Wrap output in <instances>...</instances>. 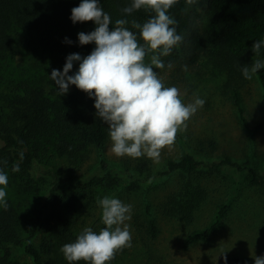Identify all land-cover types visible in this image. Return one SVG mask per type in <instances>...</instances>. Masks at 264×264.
Returning a JSON list of instances; mask_svg holds the SVG:
<instances>
[{
  "label": "trees",
  "instance_id": "obj_1",
  "mask_svg": "<svg viewBox=\"0 0 264 264\" xmlns=\"http://www.w3.org/2000/svg\"><path fill=\"white\" fill-rule=\"evenodd\" d=\"M202 1V11L187 5L185 0H179L169 10V15L177 21V33L184 40L170 56L162 59L165 65L180 55L191 64L201 59L208 66L209 74L218 80L215 85L219 96L232 103L242 123L248 127L243 88L249 79L243 76L241 68L250 66L256 58L251 45L256 40H264V0ZM80 3L81 0H0V86L5 85L12 92V96L3 97L6 103L0 101V169L27 192L37 184L36 166L47 153L54 152L65 161L68 180L73 184L72 192L63 193L68 199L50 192L41 207L35 210L32 220L15 202L7 200V210L0 207V264H22L13 260V245L23 246L33 264H69L61 248L74 242L80 234L76 231V216L84 206L80 191L88 194L109 183L106 173L87 179L80 176L93 148L99 152L102 170L108 167L103 149L110 139L109 130L95 115V98L75 85L69 86L67 94L60 95L50 77L53 69L63 70L69 54L79 53L85 57L95 48L94 42L80 45L78 40L79 32L89 33L95 29L94 22L74 24L70 19L71 9ZM99 3L110 15L113 26L117 19L143 24L153 15L144 9L125 14L123 9L130 6L132 0H99ZM204 11L211 14L219 29L212 48H206L200 33ZM126 26L138 33L137 29L131 28V23ZM18 53L30 61L28 67L21 62L14 69L9 63V59ZM261 58H264V49ZM78 67L79 61H74L69 75ZM254 76L264 95V69ZM16 166L19 171H13ZM197 166L198 161L189 151L183 152L178 159L168 160L166 173L177 170L185 176L182 190L168 196L164 204L166 214L187 221L194 218L195 210L206 197L205 188L195 183L194 177L190 178ZM243 167L251 184L264 186V175L253 166L246 164ZM50 198L51 210L43 217V208ZM233 201V197L229 198L206 227L191 230L183 246L188 248L197 242L210 241L223 225ZM146 225L149 236L155 238L159 233L155 218L150 215ZM43 230L44 234L41 233ZM38 236L40 240L35 244L34 239ZM227 264L252 263L235 256L228 258Z\"/></svg>",
  "mask_w": 264,
  "mask_h": 264
},
{
  "label": "rangeland",
  "instance_id": "obj_2",
  "mask_svg": "<svg viewBox=\"0 0 264 264\" xmlns=\"http://www.w3.org/2000/svg\"><path fill=\"white\" fill-rule=\"evenodd\" d=\"M202 3L197 0L193 6L202 11ZM200 33L206 48H212L219 29L211 14L205 11L200 19ZM202 58L205 59L203 55ZM21 62L28 67L30 61L22 53L9 59L14 69ZM170 62L171 68L166 65L164 69H157L165 86H176L185 103L192 102L198 95L205 100L204 106L188 121L187 129L178 133L174 145L161 152L158 160L147 156L117 157L111 151L109 139L103 149L107 172L100 167L99 152L93 148L80 176L87 179L106 173L109 183L88 194L80 191L84 206L81 205L83 209L76 216V231L81 233L90 227L99 232L102 219L97 198L110 196L132 206L131 219L126 221L132 234V246L117 253L110 264H227L225 256L227 259L240 256L255 264V256H264V186L251 184L243 166H253L264 175V95L260 84L253 75L243 88V106L250 125L245 127L232 103L219 96L215 85L218 80L209 74L208 66L201 59L191 64L180 55ZM5 95L12 96L11 89L1 85V102H5ZM185 151L191 152L198 161L190 178L194 177L196 181L192 180L206 190V197L191 221L170 216L164 210L168 196L182 190L185 176L177 170L166 173L167 162L178 159ZM67 175L65 161L49 152L36 166V186L25 192L8 179L6 198L32 220L35 210L50 192L63 197L64 192L73 191ZM231 197L234 198L232 207L211 240L185 248L186 235L211 223L219 208ZM51 201L52 198L44 206L43 217L50 212ZM150 215L159 228L155 238H151L147 230ZM41 233L44 234V230ZM39 240L40 236L35 238V244ZM13 252V260L33 264L23 246L13 245Z\"/></svg>",
  "mask_w": 264,
  "mask_h": 264
},
{
  "label": "clouds",
  "instance_id": "obj_3",
  "mask_svg": "<svg viewBox=\"0 0 264 264\" xmlns=\"http://www.w3.org/2000/svg\"><path fill=\"white\" fill-rule=\"evenodd\" d=\"M179 0H132L123 12L144 9L153 13L143 24L127 19L114 22L103 10L99 0H81L71 9L70 19L77 22L92 21L95 29L79 32L80 45L95 43L85 57L72 53L66 57L63 70L53 69L51 79L60 95L67 94L70 85L94 97L95 115L109 130L111 151L117 157L160 158L161 152L171 148L178 133L187 129L188 121L201 109L205 100L196 95L185 103L176 86H165L157 69L166 67L163 57L170 56L180 47L184 37L177 33V21L169 10ZM191 6L197 0H185ZM131 23L133 32L126 25ZM112 25L110 28L109 26ZM66 42L71 43L65 38ZM142 41V42H141ZM256 57L250 66L241 68L246 79H252L264 69V40L251 45ZM79 61L78 70L69 75L73 62ZM168 68L172 63L167 64ZM187 70V66H184ZM23 158V153H21ZM13 171H19L18 166ZM8 175L0 169V207L7 210ZM104 227L99 232L86 227L74 242L66 243L61 251L69 264H110L125 248L132 246L130 226L132 206L110 196L97 198ZM225 262L227 257H224ZM255 264H264V256H255Z\"/></svg>",
  "mask_w": 264,
  "mask_h": 264
}]
</instances>
